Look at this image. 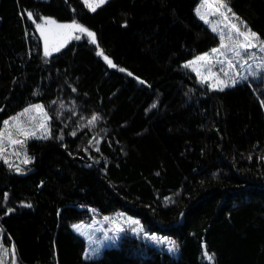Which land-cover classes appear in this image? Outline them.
I'll list each match as a JSON object with an SVG mask.
<instances>
[{
  "label": "trees",
  "instance_id": "obj_1",
  "mask_svg": "<svg viewBox=\"0 0 264 264\" xmlns=\"http://www.w3.org/2000/svg\"><path fill=\"white\" fill-rule=\"evenodd\" d=\"M198 2L0 0V128L35 103L49 115L24 171L0 160V234L18 264H264V79L221 91L184 65L220 43ZM226 3L264 40V0ZM43 17L94 32L116 67L85 36L46 57ZM118 211L177 253L125 234L87 258L73 225Z\"/></svg>",
  "mask_w": 264,
  "mask_h": 264
},
{
  "label": "snow or ice",
  "instance_id": "obj_2",
  "mask_svg": "<svg viewBox=\"0 0 264 264\" xmlns=\"http://www.w3.org/2000/svg\"><path fill=\"white\" fill-rule=\"evenodd\" d=\"M105 2L106 0H91V2L90 0H85L86 5L91 11H95L96 8L100 7ZM196 12L200 16V19L204 20L205 23H211L207 18L208 15H218L221 17L222 21L225 22L227 33L223 30L220 31V46L218 48L212 49L210 54L205 53L202 56L196 57L194 60L189 61L185 66L192 67L193 70L197 72V75L201 77L202 82L212 81L211 87L218 88L222 91L224 87L229 85L225 80L220 79L217 73L212 71V67H214L213 59L215 58L216 63L221 65L226 63L229 70L234 69L237 65L232 59L228 58V53H231L236 60L243 59L244 55L248 56V60H252L254 58L251 54L252 49H259L261 52H264V40H261L255 32H252L251 29H248L246 26H244V29L242 30L240 24L232 22L233 19L238 18L235 17L234 13H232L231 16L229 15L231 9L228 7L226 0H201V5L196 9ZM27 16L29 19L34 18L32 12H28ZM36 27L44 38V55L46 57L50 56L54 51H59L76 32L86 34L92 43H96V34L77 23L75 20L70 24H63L58 23L52 18H42V23H38ZM212 30L214 32L217 31V27L214 26ZM75 38L79 39L80 37L76 36ZM99 55L104 56L102 51ZM220 57H224V59L221 60ZM104 59L109 66L116 67L107 56H104ZM260 59L261 61H264V56ZM244 63L246 64L247 61H244ZM205 67L207 68L206 74L200 71V69ZM257 67H264V64H258ZM121 71L124 70L121 69ZM221 71L224 72L225 76L228 75V72H225L223 68H221ZM249 71L251 72V67H249ZM129 75H131V73H129ZM252 75H256V73H252ZM241 78L246 79L247 77ZM141 83H143V81H141ZM235 83H237V79L234 77L231 80V84L234 85ZM153 107H155V105H153ZM32 112L41 114L43 119L39 122V128L45 133L48 132L47 121L49 118L44 111V106L37 104L25 108L23 112L11 117L9 120L3 121V127L0 128V158L4 157L6 144L22 145L27 138L36 136V132L26 127L25 122L22 119L23 117H28L29 122L34 121L36 117L29 115ZM98 118L99 117L94 114L88 121L89 125L94 124ZM73 135H75V133H73ZM18 137H23L24 139ZM43 138H47V136L45 135ZM27 162L28 161L25 160V163ZM9 166L11 167L12 165ZM27 206L31 207V205ZM132 223L138 224L139 222L132 221ZM74 227L77 231H80L79 226ZM172 244L173 247L169 249L170 251H173L178 247L174 242H172ZM7 251V249H4V254H7ZM12 254L15 256L14 248L12 249ZM205 255L209 261L214 259V255H209L207 252H205ZM0 264H3L2 260H0Z\"/></svg>",
  "mask_w": 264,
  "mask_h": 264
},
{
  "label": "rangeland",
  "instance_id": "obj_3",
  "mask_svg": "<svg viewBox=\"0 0 264 264\" xmlns=\"http://www.w3.org/2000/svg\"><path fill=\"white\" fill-rule=\"evenodd\" d=\"M84 2H85V0H84ZM90 2H91V0H90ZM200 5H201V0H199L196 9ZM228 7L230 8L229 5H228ZM232 13L233 12L231 11V13H229V15L231 16ZM235 17L238 19H233L232 22L240 24L242 30L244 29V26H246L248 29H251L250 27H248L245 24L244 21H242L240 19V17L237 14H235ZM43 18H51V17H43ZM207 18L211 23H206V24L208 25V27L211 30L213 29L214 26L217 27V31H215V32L213 30L212 31L215 34H217L219 36V38H220V31L221 30H223L225 33H227V28L225 27V22L222 21L221 17H219L218 15H208ZM52 19H54V18H52ZM57 22L63 23V24L72 23V22H59V21H57ZM38 23H42V19L39 22H37V24ZM251 31L255 32L252 29H251ZM39 33H40V31H39ZM76 36H79L80 38H82L83 36L88 37L86 34L76 32L73 34V37L67 41V43H69L72 40H75ZM42 39L44 42L43 37H42ZM50 44H51V40H50ZM219 46H220V43L217 47H213L210 50L203 52V53L195 56L194 58L186 61L184 63V65H187L189 61H192L196 57L202 56L205 53L210 54L212 49L218 48ZM94 47L98 53H100L102 51V47L97 43V41H96V43H94ZM44 48H45V44H44ZM54 52H56V51H54ZM54 52H52V53H54ZM251 54L254 57L252 60H248L247 55H244L243 59H241V60H236V58L234 56H232L231 53H228V58L232 59L233 62L237 65L234 69H231V70L228 69L226 63L221 65L219 63H216L215 58L213 59L214 67H212V71L217 73L219 75L220 79L225 80L229 85V86L224 87V88H228V87L236 85L237 83H239L240 81L243 80V78H241V77H244V76L247 78H249V77H258V78L261 77L264 79V67H257L258 64H264V61H261V59H260L262 56H264V52H261L259 49H252ZM220 59L223 60L224 57H220ZM244 61H247V63L245 64ZM249 67H251V72L249 71ZM188 68L191 69L197 75V72L194 71L192 67H188ZM221 68H223L225 72H228L227 76L224 75V72L221 71ZM200 71L202 73L206 74L207 68L205 67L203 69H200ZM252 73H256V75H252ZM197 77L199 78V80H201L200 76L197 75ZM234 77L237 79V83H235L233 85V84H231V80ZM204 83H206L211 89H218V88L211 87L212 81H208V82H204ZM37 104L42 105L41 103H35L32 105H37ZM44 111L46 112L45 109H44ZM21 112H23V111H21ZM29 115L35 116L36 119L34 121H31V122H29L28 117H23L22 119L24 120L26 127H28L31 130H34L36 132V136L29 137L26 140H29L31 138H35V139L42 138L43 136H45L47 134L39 128V122L43 119V117L41 116V114L36 113V112H32ZM47 116L49 118L48 114H47ZM9 119H7V120H9ZM48 124H49V119L47 121V128L49 129ZM2 127H3V125L1 126V128ZM18 138L24 139L23 137H18ZM26 140L24 141V143L22 145H8V144H6L4 157L0 158V160L7 161L6 163L9 165L12 163V165L15 166L16 170H18V171H24L23 167L25 165H21V164L26 159V151L24 148L25 144H26ZM132 221H138L139 223L135 224V223H132ZM74 226H79L80 231H77ZM73 228L77 233L81 234L86 239V242H87L86 257L87 258H98V257H100L103 254V252L105 251V249L117 245L118 242L121 240V238L125 234H131L133 236H141L144 241H147L151 245L157 246L159 248L162 247L165 251L170 252L172 254H175L178 251L177 247L173 251L169 250L170 248L173 247L172 242L175 243L174 239H172L171 237H169L167 235H164L161 232L148 230L147 227L144 225V223L142 222V220L139 217L131 215L126 211H118V212L111 214V215H103V214L96 213L87 219H84V220H81V221L75 223L73 225ZM4 249L8 250L7 254H4V252H3ZM12 249H13V246L11 247V246L5 245L3 243L2 235L0 234V260L3 261V264H18L16 251H15V256H13Z\"/></svg>",
  "mask_w": 264,
  "mask_h": 264
},
{
  "label": "water",
  "instance_id": "obj_4",
  "mask_svg": "<svg viewBox=\"0 0 264 264\" xmlns=\"http://www.w3.org/2000/svg\"><path fill=\"white\" fill-rule=\"evenodd\" d=\"M103 51V50H102Z\"/></svg>",
  "mask_w": 264,
  "mask_h": 264
}]
</instances>
